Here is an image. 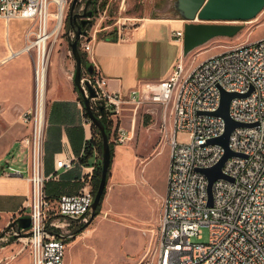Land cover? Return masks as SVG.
I'll use <instances>...</instances> for the list:
<instances>
[{"label":"built area","instance_id":"obj_1","mask_svg":"<svg viewBox=\"0 0 264 264\" xmlns=\"http://www.w3.org/2000/svg\"><path fill=\"white\" fill-rule=\"evenodd\" d=\"M82 1L79 0L78 13L84 10ZM72 2L0 0V20L8 23L25 20L37 25L35 41L24 48V52L37 53L33 104L21 114V123L29 134L13 157L25 169L11 166L9 161L5 163L9 172L5 166L1 168L3 175L22 178L30 184L27 216L31 218V236L23 240L27 241L31 264H65L67 240L73 235L59 230L74 222L87 221L95 198L91 172L82 178V188L77 194H63L52 200L46 192L47 184L58 179L60 171L70 172L76 161L59 158L56 173L50 176L45 173L50 60L48 48L41 41L52 38L49 35L55 26L59 27L58 35L64 31ZM100 5L101 0L88 36L80 42L86 56L92 54L99 33L112 29L102 24L93 27ZM134 20L129 25L116 24L113 32L118 41H128L129 34L144 19ZM75 33L67 30L70 41L75 39ZM173 37L183 46L184 28L173 32ZM184 61V57L177 61L168 79L145 83L127 93L110 92L108 79L98 70L93 75L86 68L83 70V86L88 81L97 93V98L92 99V109L101 117L99 106L105 104L106 116L101 118L111 126L115 144L124 145L133 137V132L119 123L125 112L133 116V124L138 111L146 105L161 112L162 131L170 145L161 238L153 256L137 264H264V38L230 47L189 70ZM223 91L250 94L232 101L230 117L253 126L232 133L229 148L245 157H233L225 163L223 173L233 181L221 179L214 183L213 205L209 206V180L198 170L215 167L225 155L221 145L209 143L226 130L225 121L214 115L220 109ZM79 105L84 126L92 127L84 105ZM181 135H187L188 139H181ZM23 153L26 158H22ZM56 216L65 222L60 224ZM202 227L210 229L209 242H193L194 237L202 238Z\"/></svg>","mask_w":264,"mask_h":264},{"label":"rangeland","instance_id":"obj_2","mask_svg":"<svg viewBox=\"0 0 264 264\" xmlns=\"http://www.w3.org/2000/svg\"><path fill=\"white\" fill-rule=\"evenodd\" d=\"M175 1L101 0L100 11L93 27H97L98 24H102V27L112 26L108 32L99 33V38H102L113 32L119 22L129 25L136 22L134 19H144L141 21L142 24L149 20H180L173 6ZM67 22L68 19L64 31L48 41L50 60L48 93L55 83L51 79L54 71L57 72L59 91L65 88L67 83L70 84L72 77L74 81L75 61L69 46ZM228 24L241 25L243 30L233 38L213 39L188 56L183 55L187 70L230 47L264 38V10L251 21ZM22 30L26 45L30 43L29 39L35 41L36 24L27 23ZM32 52L37 57L36 51ZM78 94L80 96L79 92ZM47 100L48 117L51 108L48 95ZM132 120L133 116L125 112L119 122L125 129L133 132L129 142L117 145L113 138H110V143L115 146V153L100 214L92 223H89L91 213L87 221L74 222L69 227H62L59 230L60 233L73 235V238L67 240L65 264H137L152 257L159 246L161 219L167 194L170 145L162 131L161 112L157 107L144 106L138 111L135 124ZM15 130L23 133L11 141L20 140L27 134L22 124L7 123L0 112V159H2L0 166H5L7 172L9 171L5 163L8 160L11 166L25 169V165L18 163V160L14 161L11 156H5L10 144L7 136ZM180 138L188 139V136L181 135ZM26 156V153L22 154V158ZM98 156L101 161L102 154L98 153ZM25 215L22 213L12 219L4 215L0 219V264H30L27 241L15 237V229L10 228L16 219ZM54 218L59 220L60 224L65 222L58 216ZM201 237V239L194 237L192 241L208 243L209 227L201 228Z\"/></svg>","mask_w":264,"mask_h":264},{"label":"crops","instance_id":"obj_3","mask_svg":"<svg viewBox=\"0 0 264 264\" xmlns=\"http://www.w3.org/2000/svg\"><path fill=\"white\" fill-rule=\"evenodd\" d=\"M27 23L29 22L25 20L9 23L0 20V112L3 119L11 125L22 124L21 114L32 106L34 98L36 55L34 52H24L26 41L22 28ZM183 28L184 22L178 19L149 20L132 30L126 42H111L99 38L92 54L85 56L95 70L108 79L107 88L110 92L127 93L145 83L170 77L177 61L184 57L183 46L176 43L173 32ZM56 73L54 71L51 74L55 83L48 93L51 108L45 141V173L48 176L56 173V160L59 158H73L76 161L70 172L60 171L58 179L50 181L51 189L53 184L59 185L50 192L53 200L63 194L79 193L82 178L91 172L94 180L95 168L100 161L98 150L94 149L91 164L87 166L81 163L87 142L96 140V137L92 127H85L83 124L79 94L73 77L70 84L67 83L59 91ZM22 126L27 134L20 140L11 141L23 133L20 130L12 131L7 136L10 144L5 156L9 155L13 159L20 151L22 140L29 134V130ZM2 167L0 166L1 174ZM1 174L0 219L4 215L8 219L22 213L27 216L30 184L25 179Z\"/></svg>","mask_w":264,"mask_h":264},{"label":"water","instance_id":"obj_4","mask_svg":"<svg viewBox=\"0 0 264 264\" xmlns=\"http://www.w3.org/2000/svg\"><path fill=\"white\" fill-rule=\"evenodd\" d=\"M93 0H87L82 13L77 12L79 0H73L69 10L68 21L74 25L75 39L69 42L71 53L75 61L74 85L77 88L83 100V105L87 116L92 125L100 132L102 137V169L98 189L92 204V214L89 223L97 217V211L103 204L106 194L109 173L111 170L113 157L109 135L106 126L101 117L106 116V107L102 103L99 106V117L92 109V99L97 98V93L92 85L86 81L82 84L83 78V56L79 43L84 37L88 36V31L92 26V18L95 12L90 10ZM175 11L178 13L180 20L184 23V41L183 55L186 57L195 49L207 44L216 38H233L238 35L243 26L228 23L247 22L255 19L264 10V0H176L173 4ZM224 23V24H217ZM90 75L94 74L93 67L89 69ZM86 91L88 95L86 94ZM235 93L222 92L220 109L214 113L215 116L221 117L226 124V130L219 139L210 141V144H219L225 149L223 159L215 167L210 169H199L209 180V206L213 205V185L221 179H229L223 173L225 163L233 157H245L243 154L233 152L229 148L232 133L241 127H252L253 125L243 124L234 121L230 117L231 103L236 98L247 97ZM17 234L15 237L24 239L29 238L31 233V218L29 216L19 217L11 225Z\"/></svg>","mask_w":264,"mask_h":264},{"label":"trees","instance_id":"obj_5","mask_svg":"<svg viewBox=\"0 0 264 264\" xmlns=\"http://www.w3.org/2000/svg\"><path fill=\"white\" fill-rule=\"evenodd\" d=\"M85 1L87 2V0H83L82 2L83 3H86ZM97 2H98V0H94L93 1V5H95ZM80 6L81 5L79 3V7ZM67 29H70V30H74L75 31L74 25L70 24L69 21L67 22ZM102 39L103 40H106V41H111V42L118 41L117 40L116 32H112V33L108 34L107 36L102 37ZM79 46L81 47V44L80 43H79ZM82 56H83V65H84V68H86L87 71L89 72V69L93 67V71H94V74H95L96 73V70H95L94 66L87 61L85 54L82 53ZM79 102L83 105V100H82V97L81 96H79ZM85 116L87 117V114H85ZM102 121H103V123L106 126V131H107V133L109 135V138H111V126L108 124V122H107L106 119H103ZM148 124H149V122H148ZM92 130H93V133H94V135L96 137V140H94V141L92 140V141L87 142L85 154L81 158V163L84 164V165H87V166L91 164V160L94 157V149H97L98 150L99 155L102 154V146H103V143H102L101 134H100L99 130L94 125H92ZM111 149H112V157L114 158L115 146L112 143H111ZM101 169H102V163H101V161H99V163L96 165L95 173H94V183L93 184H94V193L95 194H96V191H97L98 186H99V183H100ZM0 174H1V172H0ZM110 175H111V170H110V173H109V177H110ZM50 183L51 182H49L47 184V186H46V192L48 194V197L50 199H52V197L50 195V192H51V190L53 188H56L59 185L56 186V184H53L54 187L51 189ZM103 201H104V199H103ZM101 207H102V205L99 207V209L97 211V215L100 214Z\"/></svg>","mask_w":264,"mask_h":264},{"label":"bare ground","instance_id":"obj_6","mask_svg":"<svg viewBox=\"0 0 264 264\" xmlns=\"http://www.w3.org/2000/svg\"><path fill=\"white\" fill-rule=\"evenodd\" d=\"M59 16H60V18H61V13L59 14ZM58 33H59V27H58V26H55V27L52 29V31H51L49 37L57 36ZM47 39H48V38H44V39L41 41V44H42L44 47H46V48H48V44H49L48 41H47ZM29 41H30L31 44H33V42H34V41H32L31 39H29ZM71 258H72V257H71Z\"/></svg>","mask_w":264,"mask_h":264},{"label":"flooded vegetation","instance_id":"obj_7","mask_svg":"<svg viewBox=\"0 0 264 264\" xmlns=\"http://www.w3.org/2000/svg\"><path fill=\"white\" fill-rule=\"evenodd\" d=\"M94 1V0H93ZM100 0H98V2H99ZM86 2V1H85ZM98 2L95 4V5H93V3H92V5H91V7H90V10H92V11H94L95 12V10H96V6H97V4H98Z\"/></svg>","mask_w":264,"mask_h":264}]
</instances>
